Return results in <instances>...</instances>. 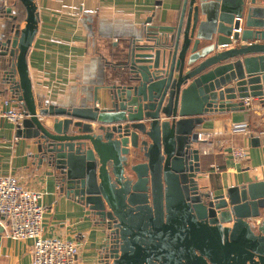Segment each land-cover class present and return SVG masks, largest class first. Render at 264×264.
Returning a JSON list of instances; mask_svg holds the SVG:
<instances>
[{"label":"water","instance_id":"water-1","mask_svg":"<svg viewBox=\"0 0 264 264\" xmlns=\"http://www.w3.org/2000/svg\"><path fill=\"white\" fill-rule=\"evenodd\" d=\"M19 1L25 17L5 7L0 37L3 80L25 113L16 135L102 227L100 264H264V180L208 190L197 145L204 115L264 97V0H182L175 23L118 38L104 107L97 91L91 104L36 97L38 5Z\"/></svg>","mask_w":264,"mask_h":264},{"label":"crops","instance_id":"crops-1","mask_svg":"<svg viewBox=\"0 0 264 264\" xmlns=\"http://www.w3.org/2000/svg\"><path fill=\"white\" fill-rule=\"evenodd\" d=\"M181 1L36 0L39 28L27 55L36 97L60 105H71L81 98L91 104L97 91V105L107 106V91L101 85L107 60L112 59V43L149 23H175ZM11 6L19 22L25 17L20 1L0 0V37L12 22L4 9ZM4 68L5 57L0 55V107L4 99L14 97L4 83ZM247 99L251 104H246ZM244 101L243 108L204 115L198 127L204 140L197 144L206 171L204 183L214 193L264 180V97L250 96ZM18 105L21 107L20 102ZM16 129L13 122L0 119V175L12 174L25 187L41 190L46 208L45 235L83 239L78 264H100L106 237L102 227L80 202L59 190L52 168L39 164L32 155V140L17 136ZM234 147L245 148L248 158L234 160ZM3 222L6 224L5 219ZM5 232L0 233V264H31L33 240L14 239Z\"/></svg>","mask_w":264,"mask_h":264},{"label":"built area","instance_id":"built-area-1","mask_svg":"<svg viewBox=\"0 0 264 264\" xmlns=\"http://www.w3.org/2000/svg\"><path fill=\"white\" fill-rule=\"evenodd\" d=\"M18 103L16 97L4 99L0 119H8L17 126L25 117ZM246 104L251 101L247 99ZM231 153L236 161L248 158V151L242 147H234ZM43 195L41 190L22 185L12 174L0 175V215L5 217V233L14 239L33 240L31 264H78L85 241L45 235Z\"/></svg>","mask_w":264,"mask_h":264},{"label":"trees","instance_id":"trees-1","mask_svg":"<svg viewBox=\"0 0 264 264\" xmlns=\"http://www.w3.org/2000/svg\"><path fill=\"white\" fill-rule=\"evenodd\" d=\"M19 1V0H18Z\"/></svg>","mask_w":264,"mask_h":264}]
</instances>
